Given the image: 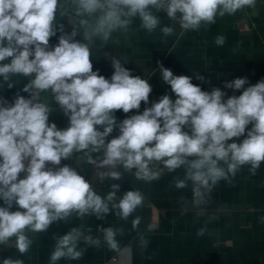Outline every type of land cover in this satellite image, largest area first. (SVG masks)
I'll return each instance as SVG.
<instances>
[{
    "label": "clouds",
    "instance_id": "clouds-1",
    "mask_svg": "<svg viewBox=\"0 0 264 264\" xmlns=\"http://www.w3.org/2000/svg\"><path fill=\"white\" fill-rule=\"evenodd\" d=\"M71 4L81 17L79 25L88 43L75 39L74 26L50 48V37L57 35L58 6L64 7L60 0H0V77L4 81L13 74L34 77L23 88L27 98L17 95L11 105L0 98V200L4 204L0 206V244L15 236L22 254L31 244L25 229L46 231L52 222L73 212L103 219L110 212L109 203L116 201L119 184L102 197L75 168L48 166H59L74 152H83L88 163L97 164L90 153L102 151L99 167L136 169V177L146 181L160 176L151 167L154 163H163L169 171L183 168V179L176 180L175 187L184 189L190 182L195 206L207 203L205 197L212 188L234 176L240 166L250 164L254 174L264 161V79L247 88V78L225 82L227 89H243L241 95L225 99L227 93L220 88L204 91L192 83V77L174 75L160 64L162 80L176 99L165 94L142 114L118 122L117 110L127 114L139 110L141 102L149 104L152 87L115 57L111 58L112 76L100 75L93 70L89 47L93 37L106 44L113 32L127 30L135 17L143 29L154 31L160 20L153 9L179 19L184 30H197L202 22L214 23L217 14H233L254 0H71ZM161 31L168 36L173 28L165 26ZM224 41L225 37L218 36L215 43L220 46ZM9 58L10 62L3 63ZM48 90L68 117L65 129L49 122L51 109L40 102V93ZM117 128L119 135L109 140ZM240 137H244L240 142L233 139ZM22 172L26 175L19 178ZM100 175L101 179L121 178L117 171ZM143 199L139 191L129 190L112 203V209L126 220ZM14 205L18 210H11ZM139 222V217L133 220L134 229ZM103 232L107 244L117 248L116 230L109 227ZM82 235L73 228L58 238L51 264L61 258L79 259L82 252L77 244ZM84 240L100 244L91 236ZM4 264L23 261L9 258Z\"/></svg>",
    "mask_w": 264,
    "mask_h": 264
},
{
    "label": "crops",
    "instance_id": "crops-1",
    "mask_svg": "<svg viewBox=\"0 0 264 264\" xmlns=\"http://www.w3.org/2000/svg\"><path fill=\"white\" fill-rule=\"evenodd\" d=\"M60 4L64 7L57 9L54 22L57 35L50 37L49 47L58 45L59 37L70 34L74 26L77 29L75 39L88 43L84 40V28L79 25L81 17L75 15V5L71 0H60ZM153 13L159 17L160 24L152 32L143 29L139 17H135L127 30H116L106 44L99 37H93L89 44L94 71L110 78L114 72L111 58L115 57L131 69L132 75L147 80L152 87L149 104L141 102L139 110L127 114L122 109L117 110L118 122L138 112L142 114L145 107H150L165 94L173 101L176 99L170 86L162 80L160 64L174 75L192 77V83L204 91L220 88L227 93L225 99L239 96L243 91L227 89L225 82L247 78L244 86L247 88L264 79V0H254L253 5L244 6L233 14H217L214 23L202 22L197 30L182 29L179 19H169L163 10L153 9ZM165 26L173 28L168 36L161 31ZM218 36L225 37L223 45L215 43ZM8 62L10 58L3 63ZM197 75L204 79H197ZM33 78L13 74L4 81L0 77V98L8 105L14 103L17 95L27 98L29 94L23 88ZM9 83L13 87L9 88ZM40 102L51 109L50 123H55L58 129L69 126L68 117L51 90L40 93ZM117 135L118 128L108 139ZM233 139L240 142L244 137ZM90 154L97 164L88 163L83 152H74L59 166H48L67 164L75 168L102 197L112 191L113 184H119L116 201L129 190L139 191L144 198L142 204L126 220L116 214L118 210L112 209V203L116 202L113 201L109 203L110 212L103 219L94 214L80 217L73 212L64 220L52 222L46 231L25 229L31 241L28 251L20 253L13 236L0 244V264L9 258L21 260L23 264H51L50 256L57 239L73 228L83 233L77 244L82 256L75 260L61 258L55 264H264V161L254 174L250 164L240 166L234 176L230 174L228 180L222 179L212 188L205 197L207 203L195 206L190 182L184 189L175 187V181L183 179V168L169 171L163 163H154L151 167L159 171L160 176L146 181L136 177V169L128 171L122 165L99 167L102 151ZM110 171L120 172L121 178L115 180L105 176L101 179V173ZM25 175L22 172L19 178ZM0 206H4L2 200ZM11 210L18 208L14 205ZM137 217L140 222L134 229L132 223ZM109 227L117 232L115 249L104 240L103 229ZM201 229H204L203 235H198ZM85 236L99 239L100 244L86 243Z\"/></svg>",
    "mask_w": 264,
    "mask_h": 264
}]
</instances>
